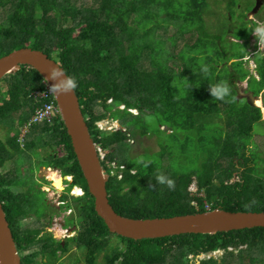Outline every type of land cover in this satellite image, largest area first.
Wrapping results in <instances>:
<instances>
[{
	"label": "trees",
	"instance_id": "obj_1",
	"mask_svg": "<svg viewBox=\"0 0 264 264\" xmlns=\"http://www.w3.org/2000/svg\"><path fill=\"white\" fill-rule=\"evenodd\" d=\"M208 6L209 0H0V58L31 47L61 64L109 174L110 203L123 216L196 214L207 205L264 211V168L256 167L252 153L263 110L240 98L236 86L247 81L246 92L264 96V52L251 53L257 74L246 67L253 32L264 18L248 21L238 33L241 48L228 49L221 36L208 35ZM171 25L177 30L165 38ZM194 31L196 42L178 49L184 35L190 39ZM44 88L45 78L30 65L0 80V124L7 129L0 137V200L22 264H56L58 250L70 248L50 236L36 240L23 227L28 193L14 194L9 183L16 174L7 178L2 172L10 160L19 163L45 147L52 152L39 162L73 175L74 184L87 192L75 198L82 221L77 245L85 249L87 264H98L102 252L103 264H264V227L140 240L111 232L96 211L62 117L33 124L21 144L20 126L48 101L32 93ZM213 90L222 98L211 95ZM150 116L159 128H153ZM104 119L118 121L121 128H102L98 123ZM163 132L172 143L184 139L178 156L165 143L153 157L130 153L133 140ZM175 158L191 165H176ZM112 235L119 245L109 252ZM219 250L223 254L217 257Z\"/></svg>",
	"mask_w": 264,
	"mask_h": 264
},
{
	"label": "water",
	"instance_id": "obj_2",
	"mask_svg": "<svg viewBox=\"0 0 264 264\" xmlns=\"http://www.w3.org/2000/svg\"><path fill=\"white\" fill-rule=\"evenodd\" d=\"M259 1L253 13L257 12ZM30 65L37 69L51 86L62 119L71 136L78 161L95 197V208L110 231L133 239L161 238L180 234H216L231 230L264 227V211H228L217 208L196 214L136 219L119 214L108 196L109 174L102 166L98 146L84 117L80 98L74 85L59 62L42 50L20 48L0 58V80L8 73ZM252 94V93H251ZM250 94V95H251ZM253 95V94H252ZM260 96H252L255 101ZM250 100V97L246 96ZM252 105L259 103L251 101ZM0 264H22L12 228L0 200Z\"/></svg>",
	"mask_w": 264,
	"mask_h": 264
},
{
	"label": "rangeland",
	"instance_id": "obj_3",
	"mask_svg": "<svg viewBox=\"0 0 264 264\" xmlns=\"http://www.w3.org/2000/svg\"><path fill=\"white\" fill-rule=\"evenodd\" d=\"M234 6L232 7L233 3ZM256 0H209V6L205 14V20L207 23V28L210 33L208 35H215L218 34L221 36V42L225 44V46L228 49L234 48V49H239L241 48V44L238 43L239 41V36L238 33L241 32V28L244 27L245 24L248 23V21H251L250 24H253V21L256 18L258 21L260 19L264 18V12H260L257 14V17H254V14L251 15L253 6L255 4ZM211 4V5H210ZM260 18V19H259ZM255 20V21H257ZM177 30V27L175 25H171L169 30L166 32L164 37L166 38V35L171 36L174 34ZM164 33L163 29L159 30L158 29V35H161ZM264 33V19L259 21L258 26L255 28L251 42L248 46V53L246 56V59L248 60V63L246 62V67L250 68L255 74L256 72V63L252 60V52L255 49L262 50L264 51V36L262 35ZM262 35V36H261ZM185 39L178 43V49H181L184 47V44L186 43L192 44L196 42L198 34L193 32L192 36L190 39L188 38V34L186 33ZM260 36L261 39H258L257 37ZM188 38V40H187ZM205 40H209L206 39ZM242 41V40H241ZM232 43V44H231ZM207 48V47H206ZM213 50V45L210 48ZM237 89L239 91V96L240 98H246V96L250 97V100L252 102L259 103V106L263 110V119H264V96L263 93L259 95V100L255 101L252 99V95L250 92H246L248 83L247 81L244 82H238L236 84ZM5 89V88H4ZM251 94V95H250ZM136 113V110L134 111ZM106 119L100 121L98 125L101 127H107L106 126ZM149 121L151 122L152 126L154 129L159 128V122L154 116L149 117ZM164 128V127H163ZM20 129L22 130V135L20 137V141L22 146L24 147L25 141L27 134L30 132V130H27L25 126H20ZM6 127H3V125L0 124V137L4 138L6 134ZM159 129L156 130L155 132L158 133ZM255 131L256 134L254 135L252 142H253V148L252 153L255 156V165L259 169L264 168V121L261 122V124H256L255 126ZM30 138V137H29ZM140 138V137H138ZM161 143L169 144L170 150H173L175 155H179V148L182 146L184 143V139L180 140H175L174 143L170 141V135L166 133H161V134H156L154 136H142L139 140H133L130 153L135 157H139L141 154L146 153L147 157H153L155 156L158 152L161 150ZM194 148V144L192 145ZM52 151L50 148L45 147L39 149L36 153H31L27 154V158L23 159L21 162L19 160V163H16L14 160H10L5 164V166L2 168L3 173L7 175V178H12L16 174V178H14L13 183H9V188L14 194H19L22 192H26L28 188H32L34 182L36 181L35 179H38L39 176H44V171L38 172L33 169L34 165L36 162H39V158L42 155H47L51 153ZM191 151L189 150L186 154L190 155ZM260 158V160H259ZM168 159V158H167ZM176 161L174 164L179 165V166H189V162L184 159V158H175ZM169 161V159H168ZM167 160H165V164L168 163ZM35 171V172H34ZM264 173V172H263ZM50 176L51 178H54L56 180H59L62 178L61 177V172L57 169H51L49 171H46L45 175ZM49 177V178H50ZM28 187V188H27ZM61 188V187H59ZM76 192L81 193L80 189H75ZM32 192V195H29L30 201H29V211H33L37 215H42L43 211L45 209V203H44V196L42 193H35L36 191L30 190ZM47 198L48 202L50 204H55L56 201L52 200V197L57 195L53 191H49L47 193ZM81 196V195H80ZM69 211H65V213H68ZM25 222H29L30 218H26ZM57 233L59 235H62L63 230L61 227L58 225L57 227ZM63 236V235H62ZM123 245L122 243H120ZM119 245V238L116 237L115 235L111 236V244H110V249L109 252L112 251V247ZM120 245V246H121ZM73 247V246H71ZM22 254V253H21ZM223 254V251H220L217 253V257ZM208 257V256H207ZM206 258V257H205ZM105 262L104 260V252L100 255L98 259V264H103ZM66 264H87L86 261V255H85V249L79 248V250H75L73 252V256L69 260V262H64Z\"/></svg>",
	"mask_w": 264,
	"mask_h": 264
},
{
	"label": "flooded vegetation",
	"instance_id": "obj_4",
	"mask_svg": "<svg viewBox=\"0 0 264 264\" xmlns=\"http://www.w3.org/2000/svg\"><path fill=\"white\" fill-rule=\"evenodd\" d=\"M257 1H259L257 12L253 13V9L250 11L252 12L251 15L254 14V17H257V14L260 12H264V0H256L253 8H255ZM254 19L257 20L256 18ZM45 159L46 157L42 155L41 161L44 162ZM41 161L36 162L33 169H35L37 173L44 171V176L40 175L38 179H35L36 181L34 182L33 187H27L28 190L23 193H28L26 198L27 203L30 201L29 195H32L30 190L36 191V194L42 193L44 196L45 209L42 215H37L33 211H29L28 204L25 209L26 213L22 215L23 217L21 223L23 224V227L29 230L31 235H35L36 240L50 236L53 240H56L57 242L60 241L62 246L65 245V242H68L70 244V248L67 252H65L62 248H60L57 252L56 264H65L64 262H69L73 256V252L75 250H79L80 248L77 245V242L82 230V221L81 215L79 214L76 206L75 198L80 197V195L86 196L87 192L82 186L74 184L73 175H63L60 169L50 167ZM53 168L61 172V188L58 187L56 179L51 178L47 174L45 175L46 171ZM75 189H80L82 192H76ZM49 191H53L57 195V197H52V200L56 201L55 204H50L48 202L47 193ZM65 211L69 212L64 214ZM26 218H30V221L25 222ZM58 225L63 230V236L57 233ZM38 258L40 259L41 257ZM31 263L33 264V262Z\"/></svg>",
	"mask_w": 264,
	"mask_h": 264
},
{
	"label": "built area",
	"instance_id": "obj_5",
	"mask_svg": "<svg viewBox=\"0 0 264 264\" xmlns=\"http://www.w3.org/2000/svg\"><path fill=\"white\" fill-rule=\"evenodd\" d=\"M32 95L36 100H48V101L44 102L43 105H39L36 107L32 117L25 125V128L27 130H29L33 124L46 123V122L52 123L59 117H62L61 109L58 106L54 92L51 86L47 82H46V88L34 90ZM106 126H107L106 128L103 126L102 128L108 130L115 129L117 127V123L106 121ZM207 209L208 210L210 209L209 205H207ZM218 252H220V250Z\"/></svg>",
	"mask_w": 264,
	"mask_h": 264
},
{
	"label": "clouds",
	"instance_id": "obj_6",
	"mask_svg": "<svg viewBox=\"0 0 264 264\" xmlns=\"http://www.w3.org/2000/svg\"><path fill=\"white\" fill-rule=\"evenodd\" d=\"M255 21V20H254ZM258 22V21H257ZM262 51V50H261ZM264 52V51H263ZM204 71L205 72H207V69H204ZM211 93V95H215V96H217V98H222V97H220V95H219V93L217 92V91H215V90H213V91H211L210 92ZM107 121H109V122H116L117 123V127L115 128V129H111V130H113V131H116V130H119L121 127H120V124L118 123V121H116V120H113V119H106ZM106 130H108V129H106ZM169 186H171V185H169ZM221 251V250H220ZM215 253H219L218 251H216Z\"/></svg>",
	"mask_w": 264,
	"mask_h": 264
},
{
	"label": "bare ground",
	"instance_id": "obj_7",
	"mask_svg": "<svg viewBox=\"0 0 264 264\" xmlns=\"http://www.w3.org/2000/svg\"><path fill=\"white\" fill-rule=\"evenodd\" d=\"M259 103H260V101H259ZM56 183H57L58 187H62V180L61 179L56 180Z\"/></svg>",
	"mask_w": 264,
	"mask_h": 264
}]
</instances>
